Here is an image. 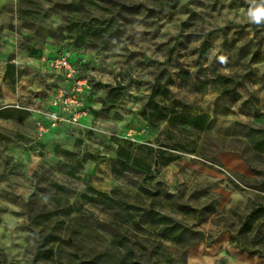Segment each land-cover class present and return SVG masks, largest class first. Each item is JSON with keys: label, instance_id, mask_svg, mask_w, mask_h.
I'll use <instances>...</instances> for the list:
<instances>
[{"label": "rangeland", "instance_id": "374dc122", "mask_svg": "<svg viewBox=\"0 0 264 264\" xmlns=\"http://www.w3.org/2000/svg\"><path fill=\"white\" fill-rule=\"evenodd\" d=\"M258 7L0 0V264H264Z\"/></svg>", "mask_w": 264, "mask_h": 264}, {"label": "built area", "instance_id": "2783aa9c", "mask_svg": "<svg viewBox=\"0 0 264 264\" xmlns=\"http://www.w3.org/2000/svg\"><path fill=\"white\" fill-rule=\"evenodd\" d=\"M51 66L58 71H63L71 82V88H62L58 96L55 98L53 105L63 106L64 110H69V119L77 122L85 114L84 103L81 98V93L84 88H87L86 79L78 78L75 68L73 67L68 52H62L55 59L51 60ZM54 122L62 121L64 118L58 112L54 113Z\"/></svg>", "mask_w": 264, "mask_h": 264}, {"label": "trees", "instance_id": "16d2710c", "mask_svg": "<svg viewBox=\"0 0 264 264\" xmlns=\"http://www.w3.org/2000/svg\"><path fill=\"white\" fill-rule=\"evenodd\" d=\"M220 77L223 78L222 75H220ZM225 79H226V78H225ZM225 91H227V88H226V90H223V92H225ZM119 97H120V94H119V95H116L115 98L112 99V101L115 102ZM172 119H173V118H172ZM195 119H196V120H202L203 117H202V116H197ZM170 121H171V119H170ZM262 145H264V144H263V142H260V140L254 141V148H255V150L260 151V146H262ZM255 212H256V213H255ZM254 213L257 215V217H259V216H264V205H262V206L256 208V209L254 210Z\"/></svg>", "mask_w": 264, "mask_h": 264}, {"label": "clouds", "instance_id": "9594fccd", "mask_svg": "<svg viewBox=\"0 0 264 264\" xmlns=\"http://www.w3.org/2000/svg\"><path fill=\"white\" fill-rule=\"evenodd\" d=\"M249 15L255 22L259 23L260 19L264 17V7H258L254 11H251Z\"/></svg>", "mask_w": 264, "mask_h": 264}]
</instances>
